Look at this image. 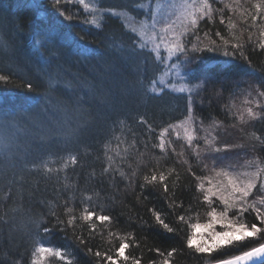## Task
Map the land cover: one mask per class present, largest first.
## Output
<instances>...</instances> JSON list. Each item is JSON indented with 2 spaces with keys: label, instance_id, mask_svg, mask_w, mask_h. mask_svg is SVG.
I'll use <instances>...</instances> for the list:
<instances>
[{
  "label": "trees",
  "instance_id": "1",
  "mask_svg": "<svg viewBox=\"0 0 264 264\" xmlns=\"http://www.w3.org/2000/svg\"><path fill=\"white\" fill-rule=\"evenodd\" d=\"M225 2L233 4L234 0ZM86 3L90 5L87 12L78 3L69 5L62 0L61 9L77 16L68 21L59 15L52 0H0V74L10 77L6 84L0 82V264H32L37 246L53 248V253H45L40 264H69V261L111 264L106 258H97L96 251L112 256L117 264H132L133 258L141 264L152 260L160 264L173 247L182 249L183 253H174L170 258L172 264H207L206 256L184 246L189 224L206 222L207 217L206 205L200 203L195 191L196 181L183 161L187 158L197 174L213 173H202L203 165L196 166L192 149L183 140L182 129L181 139L172 136L175 154L170 149L166 154L161 153L159 148H152V142L158 143L155 137L162 127L178 123L187 114L188 93L172 92L173 84L179 87L182 83L191 86L203 82V89L194 93L197 135L215 137L216 147L235 146L215 154L227 157L222 161L224 165L231 164L236 171L254 170L246 165L256 156H264V152L252 150L253 145L259 148L253 134L264 137V119L249 120L245 113L247 122L241 123L236 117L246 107L259 111L254 103L246 105L244 101L256 98L255 86L264 80V51H254L247 43L249 33L245 29L251 19L245 21L240 15L245 8L254 11L255 0H241L242 7L237 12L224 9L226 22L231 19L237 25L233 31L245 43L244 55L252 67L239 54L236 59L228 60L222 55L201 52L198 59L183 69L186 81L171 75L175 57L157 61L155 53L150 51L151 43L141 52L139 44L143 41L133 32V28L147 24L149 36L161 34L165 25L159 15L169 16L175 11L169 5L179 4L181 0H86ZM93 6L100 11H92ZM214 7L224 6L214 4ZM113 12L118 15L113 16ZM153 13L157 22L155 30L150 27ZM85 17L88 21L100 17L97 22L101 27L83 22ZM199 28L202 38L209 29L213 38L217 30L226 33L218 12L214 13L212 24L205 19ZM206 44L207 40H202L200 46ZM134 46L136 52L132 50ZM160 52L167 56L163 45ZM165 68L169 69L167 75ZM161 78L168 87L159 83ZM153 80L157 91L162 90L159 96L148 91ZM27 83L33 84L31 91ZM260 102L264 104V98ZM140 115L155 126L153 141L147 148L143 144L131 148L129 134L127 143L119 145L121 156L125 155L124 148L129 147L121 161L116 156L113 125H117L119 132L118 121L125 120L138 133H143L146 125L135 123ZM108 141L112 149L109 154L127 174V180L118 172L103 173L108 164L104 156ZM194 143L202 146L204 141L199 139ZM182 150L183 156L179 155ZM69 154L76 155L78 162L62 172L45 173L42 167H33L50 158L49 167L58 168L62 162L59 158ZM204 162L211 167V160ZM170 168L175 169L165 181L170 189L177 173L180 176L176 200L182 201L183 207L177 208L176 213L192 206L189 223L182 225L172 215L159 182L149 185L144 181L153 172L157 176L161 171L167 175ZM141 185H144L143 193ZM86 196L92 199L87 200ZM66 205L73 208L72 215L77 219L74 230L62 231L56 221L60 218L66 225ZM85 207L96 215L113 219L101 223L94 216L91 221H84L80 217ZM151 208L160 210L167 223L182 231L178 235L166 233L155 223ZM248 221L256 222L254 213L248 216ZM45 228L52 231L45 233ZM73 231L86 243L79 244ZM122 238L129 243L125 249V255L130 257L128 261L118 256ZM89 247L91 254L87 252ZM156 248L164 255L157 254ZM57 250L62 252L60 257L54 255Z\"/></svg>",
  "mask_w": 264,
  "mask_h": 264
},
{
  "label": "snow or ice",
  "instance_id": "2",
  "mask_svg": "<svg viewBox=\"0 0 264 264\" xmlns=\"http://www.w3.org/2000/svg\"><path fill=\"white\" fill-rule=\"evenodd\" d=\"M62 0H52V5L57 9L59 15L65 20L71 21L76 19L77 16L74 12L61 9ZM65 3L72 5L78 3L87 12L90 5L86 3V0H64ZM214 4H223V8L214 7ZM160 5L157 4V8ZM170 8L176 10L172 13L176 18L172 19V15L165 16L163 18L164 27L161 28L159 35L153 33L147 34L149 25L142 24L140 29L133 28V32L136 33L142 43L139 44V50L142 52L149 43L152 44L151 52L156 55L157 61L160 60H172L176 58V62L171 65V75L174 79L186 81L187 76L183 72V69L198 59V54L201 52L214 53L222 55L228 60L236 59L239 54L248 63L251 68V62L248 56L244 55L245 43L241 42V37L237 36L233 31L237 27L235 23L229 19L227 22L224 17V9H228L229 12L240 11L242 5L241 0H234L233 4L226 3L225 0H181L179 4L169 5ZM250 11L245 8L240 11L241 17L246 21L249 17L251 24L245 31H248L247 43L253 48L254 51H264V0H255L252 4ZM92 11L99 12L100 10L92 7ZM218 12L220 14V24L225 26L226 33L217 30L213 38L211 29L205 31L203 38L200 36V22L207 19L209 24L213 23V15ZM178 13V15L176 14ZM113 16H117L118 13L113 12ZM102 16V13H101ZM100 17H94L92 21H88L85 17L83 22L93 23L97 28H100V23L97 20ZM260 20V23L257 21ZM177 21L179 24L177 25ZM155 13H153V23L151 28L156 29ZM177 27L179 30H177ZM258 33V35H257ZM254 37H256L254 39ZM159 40V43H157ZM202 40H207V44L201 47ZM133 44L135 45V37H133ZM161 45L167 52V56L163 57L160 52ZM189 45H191L189 47ZM134 52L137 48L134 46L132 49ZM191 54H197L193 56ZM225 62H228L227 60ZM255 71V69H253ZM169 72L168 68H165V75ZM10 77L6 74H0V82L6 84ZM161 85L168 87L166 81L161 78L159 80ZM26 87L29 91L33 89L32 83H27ZM204 87L203 82H198L189 86L187 83H182L179 87L173 84L171 91L175 93H188L187 97V114L178 123H169L166 127H162L158 135L155 137L157 142L153 141V133L156 131L155 126L149 123L144 115H140L135 121L137 126L146 125V130L143 133H138L137 130L126 124L125 120L118 121L119 132H117V125L114 123L112 132L113 139L117 141L116 156L120 157L123 161L129 152V147L136 148L138 144H143L145 148L152 142V148H159L161 153H167V150H171L176 153L175 141L172 139L173 134L176 140L181 139V132L183 130V140L188 148L192 149V154L195 156L196 166L203 165L202 173H213V175L197 174L193 168L191 162L186 158L184 163L188 165V171L193 176L195 183V191L199 194L200 203L206 205V222H196L189 224V231L186 234L185 247L194 251L196 254H202L207 257V264H264V156H256L253 159L247 161V168L254 169L251 171H236L231 164L224 165L222 161L226 160V156L215 155L221 152H226L230 147L225 145L223 148L216 147L214 145L215 137L209 139L208 137H199L196 133L195 123L197 117L194 112V93H198ZM251 87V86H250ZM256 98L253 100L246 99L244 103L255 104V108L259 111H254L252 107H246L239 110V115L236 117L241 123H246L245 113L249 120L264 119V104L260 102L261 98H264V80H261L256 86ZM149 92L155 93L157 96L161 95V91H157V83L152 81ZM251 96V93L248 94ZM234 107V106H233ZM202 123V121H201ZM131 134L132 143L129 147L124 148V156H121L119 152V145L127 143V137ZM258 141L257 145H253L252 150L254 152H264V137L255 136ZM203 139L204 144L202 146L196 145L194 142ZM111 142L108 141L104 145V156L108 161L107 166L103 168V173L108 174L111 172H118L119 176L128 179L127 174L120 169L119 163L116 162L113 155L109 153L112 151ZM4 147H7L6 145ZM203 148V152L201 151ZM209 149L211 151H209ZM179 155L183 156L182 150ZM62 162L58 168L49 167L52 163L51 159L43 160L39 165H33V167H42L45 173L62 172L70 165L77 164L76 155H67L59 158ZM206 159L211 160V167L204 161ZM159 164V160L157 161ZM175 169L170 168L166 175L163 171L159 176L155 172L149 177L145 176V184L154 185L157 182L162 186L163 193L165 194V200L169 203V207L172 209V215L176 217L177 224L189 223L190 213L192 212V206L189 205L187 209L182 213H176L177 208L183 207V202H177L176 190L179 187L180 176L177 173L176 180L173 182V186L170 189L168 184L165 183L167 176L171 175ZM136 173L133 171L132 175ZM115 177L113 176V183ZM66 187H69L66 185ZM190 187V186H188ZM144 185H141V192L143 193ZM87 200H91V196L85 197ZM144 199H147L145 196ZM73 208L71 206H65V213L68 216L67 223L57 218L56 224L61 226L62 231H66L67 228L75 229L76 216L72 215ZM152 216L155 219V223L159 225L166 233L178 235L182 229L179 227H173L166 222L165 214L155 208L149 209ZM188 213L189 215H185ZM255 214V221L250 223L248 216ZM54 215V213H53ZM199 214L197 213V216ZM101 223L104 221H110L113 218L108 215H96L94 212L89 211L87 207L84 209L83 215L80 217L84 221H91L93 217ZM258 222V223H257ZM55 227V226H54ZM94 229V225H90ZM52 229L45 228V233H50ZM131 236V234H128ZM75 236V231H73ZM79 244L86 243L83 237L75 236ZM252 240L260 241L258 244H250ZM129 247V243L122 242L117 250L118 256L122 257L125 261L130 259L125 255V249ZM157 254L163 256L159 248L154 249ZM183 253L182 249L173 247L167 252V256L160 261V264H172L170 258L174 253ZM88 254L92 253V249H87ZM53 253V248L45 246H37L34 248L32 264H40V260L43 256L40 255L36 258L37 254ZM54 255L60 257L62 252L57 250ZM97 258H106L111 264H117V261L112 256L102 254L100 251L95 252ZM69 264H72L69 261ZM132 264H141L139 259H132ZM149 264H157L155 260L149 262Z\"/></svg>",
  "mask_w": 264,
  "mask_h": 264
},
{
  "label": "rangeland",
  "instance_id": "3",
  "mask_svg": "<svg viewBox=\"0 0 264 264\" xmlns=\"http://www.w3.org/2000/svg\"><path fill=\"white\" fill-rule=\"evenodd\" d=\"M174 12H176V10L175 11H173V13ZM177 14V13H176ZM170 15H172V13L170 14ZM159 17L163 20V18L165 17V16H161V15H159ZM176 17H175V15H173L172 16V19H175ZM164 24V23H163ZM40 255H42L43 257L45 256V253H43V254H40Z\"/></svg>",
  "mask_w": 264,
  "mask_h": 264
}]
</instances>
